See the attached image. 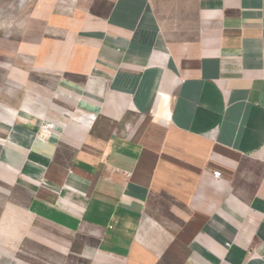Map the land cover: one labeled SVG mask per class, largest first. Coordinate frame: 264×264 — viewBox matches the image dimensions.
<instances>
[{
    "label": "crops",
    "instance_id": "1",
    "mask_svg": "<svg viewBox=\"0 0 264 264\" xmlns=\"http://www.w3.org/2000/svg\"><path fill=\"white\" fill-rule=\"evenodd\" d=\"M67 8L20 26L0 109V169L70 236L27 228L45 263L264 264V0Z\"/></svg>",
    "mask_w": 264,
    "mask_h": 264
},
{
    "label": "rangeland",
    "instance_id": "2",
    "mask_svg": "<svg viewBox=\"0 0 264 264\" xmlns=\"http://www.w3.org/2000/svg\"><path fill=\"white\" fill-rule=\"evenodd\" d=\"M65 1L0 0V109L6 110L9 116L17 117V98H21L28 89L17 83V32L34 9L45 7L47 3L72 8L77 2ZM0 115L4 123L11 122L3 113ZM29 202L30 196L11 183L10 173L0 169V264H46L54 258L51 253L48 255L45 245L37 242L44 236L29 238L27 228L30 225L45 230L57 240L67 241L66 238L70 237L42 223L36 216L27 214L25 207ZM68 259L71 264L78 262L72 255Z\"/></svg>",
    "mask_w": 264,
    "mask_h": 264
},
{
    "label": "built area",
    "instance_id": "3",
    "mask_svg": "<svg viewBox=\"0 0 264 264\" xmlns=\"http://www.w3.org/2000/svg\"><path fill=\"white\" fill-rule=\"evenodd\" d=\"M46 128V126H44ZM213 176L218 178L221 175V172L219 170H214L212 172ZM263 259H264V255H263Z\"/></svg>",
    "mask_w": 264,
    "mask_h": 264
}]
</instances>
